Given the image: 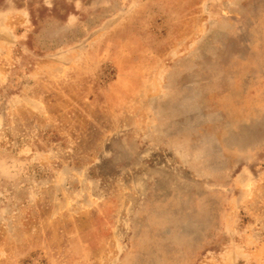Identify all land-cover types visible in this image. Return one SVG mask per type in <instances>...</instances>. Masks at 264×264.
<instances>
[{
    "label": "rangeland",
    "instance_id": "1",
    "mask_svg": "<svg viewBox=\"0 0 264 264\" xmlns=\"http://www.w3.org/2000/svg\"><path fill=\"white\" fill-rule=\"evenodd\" d=\"M262 28L264 0H0V264H183L164 183L227 204L185 264H264Z\"/></svg>",
    "mask_w": 264,
    "mask_h": 264
},
{
    "label": "crops",
    "instance_id": "2",
    "mask_svg": "<svg viewBox=\"0 0 264 264\" xmlns=\"http://www.w3.org/2000/svg\"><path fill=\"white\" fill-rule=\"evenodd\" d=\"M217 192L212 186L185 192L170 183L153 190L144 217L155 223L153 243L167 245L168 260L177 255L185 264L216 237L227 211L225 197Z\"/></svg>",
    "mask_w": 264,
    "mask_h": 264
},
{
    "label": "bare ground",
    "instance_id": "3",
    "mask_svg": "<svg viewBox=\"0 0 264 264\" xmlns=\"http://www.w3.org/2000/svg\"><path fill=\"white\" fill-rule=\"evenodd\" d=\"M246 21V24H248V20H245ZM261 24H260V29H261ZM264 28H262V30H263ZM224 82V80H222L221 81V83H223ZM227 104H228V102H227V100H226V98H225V96L223 95V96H221L219 99H218V105H220V107H222V108H226L227 107Z\"/></svg>",
    "mask_w": 264,
    "mask_h": 264
}]
</instances>
